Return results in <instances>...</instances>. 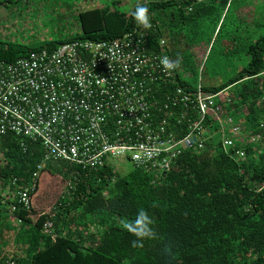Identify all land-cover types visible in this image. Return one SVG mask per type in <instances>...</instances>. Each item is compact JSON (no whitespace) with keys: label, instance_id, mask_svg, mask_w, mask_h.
Here are the masks:
<instances>
[{"label":"trees","instance_id":"16d2710c","mask_svg":"<svg viewBox=\"0 0 264 264\" xmlns=\"http://www.w3.org/2000/svg\"><path fill=\"white\" fill-rule=\"evenodd\" d=\"M235 1L139 3L149 8L151 27L146 32L150 45L155 48L163 39L164 52L171 60L178 59L177 66L187 74L186 78L178 75L176 85L194 91L197 85L190 79L194 82L195 77L204 76L209 83L200 85L201 89L221 92L229 99L225 110L234 120L240 117L236 121L248 130L247 138L259 135L261 143L243 145L245 160L235 161L218 148L213 137L201 152L181 154L166 174L127 164L123 165L129 166L126 170L106 166L88 171L66 162L47 163L37 176L30 208L25 210L16 196L4 197L1 190L8 187L16 192L32 184L42 149L38 143L25 141L23 150L19 138L0 136V264L9 260L57 264L58 259V264H264V0ZM233 2L236 7L231 10ZM118 3L79 13L80 33L64 40L33 45L0 41V61L11 63L30 52L52 51L72 41L121 38L140 26L130 11L116 8ZM215 44L219 46L216 59L227 62L224 70H234L217 83L212 82L215 68L205 67ZM198 55L201 59H195ZM231 61L238 64L230 66ZM46 175L58 177L65 192L54 204L42 200L48 207L43 212L44 207L35 201L41 194L39 181ZM11 205L16 206L13 212ZM138 207L152 216L156 235L133 247L134 237L123 229L121 220L131 218ZM9 212L20 224L5 232ZM46 222L51 223L54 238L46 245L37 242V250L24 263L18 254L30 253L36 246L31 237H46L42 232ZM8 244L22 245L4 253ZM68 245L81 253L67 252Z\"/></svg>","mask_w":264,"mask_h":264},{"label":"built area","instance_id":"2783aa9c","mask_svg":"<svg viewBox=\"0 0 264 264\" xmlns=\"http://www.w3.org/2000/svg\"><path fill=\"white\" fill-rule=\"evenodd\" d=\"M146 30L134 27L121 38L72 41L0 61V136L19 138L23 150L25 141L42 149L32 184L16 192L7 187L3 195L16 196L28 210L47 163L88 171L127 164L166 174L181 154L201 152L213 137L227 157L245 160L242 146L260 136L242 138L221 92L206 93L200 84L194 91L177 86V76L187 74L177 64L163 68L160 58L171 60L164 41L153 48ZM43 228L51 231V223Z\"/></svg>","mask_w":264,"mask_h":264},{"label":"rangeland","instance_id":"374dc122","mask_svg":"<svg viewBox=\"0 0 264 264\" xmlns=\"http://www.w3.org/2000/svg\"><path fill=\"white\" fill-rule=\"evenodd\" d=\"M115 1L119 2L116 7L119 11L129 12L131 10L132 4L138 3L142 0H22L18 2H16L15 0H12L11 2H5L4 0H0V41L6 43L17 42L25 45H33L45 41L64 40L71 35L80 33V26L78 20L79 13L94 7H104L106 5L111 6V3ZM235 2L232 3L231 10L236 7ZM212 50L213 53L211 54L209 61H207L205 67L211 69L212 66L213 68H215L214 71H216V77L212 82L217 83L233 75L234 70H230V68L228 70H224L225 67L223 66H225L227 62L223 63V61L216 59V52L219 50L218 44H215ZM196 57L197 58L195 59H201L199 55ZM229 63L230 66H235L236 64H238V62L235 61H231ZM222 70H224L223 74H221ZM190 80L193 84L195 83V85L197 86L199 84L206 85L209 83L205 80L204 76L195 77L194 82L192 79ZM236 118L240 119V117H235V121ZM245 132L248 135V130H241L242 138L246 137ZM262 139L263 137H260L258 141L260 142ZM124 167L126 170L129 166H121L120 169L123 170ZM46 177L45 180L39 181V191L41 190V194H39V196L37 195L38 200L35 201L36 204L38 203V207H44L45 210H43V212H47L48 207L42 204V200L54 204L58 196L65 192V189H63L59 183L58 177H51L47 175ZM46 187L49 188V192H46ZM5 190H1L2 195L3 192L5 193ZM47 193L50 194L47 195ZM3 196L9 197V194H5ZM19 224L20 223H18L9 212L6 221L7 229L5 232L11 230L13 227H18ZM14 232L15 231H11L12 236H14ZM42 232L43 234H46V237H41L38 235L31 237L32 240H35L36 246L31 249L32 251H30V253L18 254L23 256L24 263H28L30 259V254L33 251L37 250V242H41L43 245H46V243L52 241V239L54 238L52 235V230L49 232H45L43 228ZM4 236H6V234H4ZM29 238L26 241L29 242L27 243L28 247H30L32 244V242L30 243V241H28ZM8 245L9 248L4 249V253L6 251L13 250L12 246L16 248V250L18 248L21 249L22 244H20V246L19 244L18 246H14V244ZM65 250L74 255H79L81 253L80 249L73 248V246L69 245L66 246ZM96 258L99 259L98 257ZM58 260L56 261L57 264L59 263Z\"/></svg>","mask_w":264,"mask_h":264},{"label":"clouds","instance_id":"9594fccd","mask_svg":"<svg viewBox=\"0 0 264 264\" xmlns=\"http://www.w3.org/2000/svg\"><path fill=\"white\" fill-rule=\"evenodd\" d=\"M130 15L135 24L142 26L145 29L151 27L149 8L146 3H137L133 9L130 10ZM160 64L164 69L171 70L179 62L171 61L167 56L160 58ZM121 225L130 235L134 237L131 240L133 247L142 246L146 239H152L156 235L154 228V220L149 212L144 207H138L135 214L131 218H123Z\"/></svg>","mask_w":264,"mask_h":264},{"label":"crops","instance_id":"0c3cea01","mask_svg":"<svg viewBox=\"0 0 264 264\" xmlns=\"http://www.w3.org/2000/svg\"><path fill=\"white\" fill-rule=\"evenodd\" d=\"M1 248H2V247H1ZM1 248H0V249H1Z\"/></svg>","mask_w":264,"mask_h":264}]
</instances>
